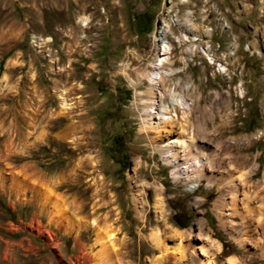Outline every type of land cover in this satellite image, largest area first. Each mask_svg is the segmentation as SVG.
I'll use <instances>...</instances> for the list:
<instances>
[{"label": "rangeland", "instance_id": "rangeland-1", "mask_svg": "<svg viewBox=\"0 0 264 264\" xmlns=\"http://www.w3.org/2000/svg\"><path fill=\"white\" fill-rule=\"evenodd\" d=\"M158 38L210 182L159 152L177 126L156 143L141 132ZM263 180L264 0H0V264L212 260L192 237L220 245L217 264L252 257L217 212L236 228L264 216Z\"/></svg>", "mask_w": 264, "mask_h": 264}, {"label": "bare ground", "instance_id": "bare-ground-1", "mask_svg": "<svg viewBox=\"0 0 264 264\" xmlns=\"http://www.w3.org/2000/svg\"><path fill=\"white\" fill-rule=\"evenodd\" d=\"M86 23H87V20L85 19L83 26H85ZM156 41L158 43L159 53L161 51V54L158 55V59H157L158 63L151 65L150 67L153 70L143 75V78L146 79L147 81L148 87L144 94L142 95L141 93L138 94L140 96L139 97L140 101L142 105L144 106L143 111L145 112V118L142 120L141 132L144 133L147 137L150 136L149 140L152 143L153 142L156 143L158 141H161L163 138H166L170 136L171 134H173L174 131H172V128H175L177 126L178 130L176 131H179V132H176V134L178 137L174 139L171 138L172 140H168L166 144L159 147L158 148L159 152L164 156L167 162L174 163L176 167L179 166V162L177 161L178 157L182 155V157H184L182 160H185V164H186L184 168L187 171H190V172L198 171L196 173L199 174L201 178H206V180L210 182L213 179V177L211 175H206V173L203 171V167L206 164V160H207L206 157L204 158V156L201 155L202 153L199 155V153L193 152L195 148L194 141H193L194 138L192 136L193 134H191V124L189 125V120H188L193 111L192 103L187 102L184 95L181 92H178V89L182 88V85H180L179 80L173 81L172 76L174 72L172 70L166 71L163 69V67H165L166 65H170L168 56L170 55L172 51L171 45L165 39L158 38ZM187 52L190 53L191 55L193 54V50L191 48L188 49ZM202 54L206 55L208 58H211L210 56L211 54L207 52L206 50H204ZM181 59L183 63L185 64L184 58H181ZM124 75L126 76V78L129 79L131 86H133L134 88L142 84L140 81L133 82L127 76V74L124 73ZM183 89L187 92L192 90V83L189 82L185 84L183 86ZM59 99L61 100V108L63 111L62 114H65L66 111L71 109V106L65 103V99L63 97L62 92L59 94ZM177 110H180V113H181L180 121L178 120V117L176 114ZM190 162L193 163L192 168H191ZM193 179L194 178H192V180L189 183L190 189L195 188V185H193L194 181L200 180L198 178H195L196 180H193ZM239 183L234 184L233 181H230L229 184L227 183L228 184L227 188L230 190L229 193H230V198H231L229 205L230 206L233 205L234 208H236L235 207L236 205L233 204V202L236 198L237 187L240 186ZM263 187H264V180L262 182V185H260V187L258 188V190ZM258 190L256 188L247 195L246 194L244 195V193L242 195L238 193L239 197H241L238 200L242 202V203L240 202L242 204L240 209H244L247 204L253 202V199L258 196L257 195ZM248 206L249 205H247V207ZM158 208L160 209L161 212L163 211L161 202L158 203ZM256 210L258 213L257 216H249V215L239 216L242 220H245V222H243V225L238 228H236V226L233 223H231V221L229 220L228 221L226 220V222H224L225 220L223 221L222 219L223 216L217 212L218 218L220 219L222 225H228V227L232 229L236 237L239 238L237 239V241L239 242L240 246L243 249L248 248L249 250L253 249L254 251L255 250L258 251L256 253H253L252 257L245 256V258L242 260H239L238 258H233V259L231 258L230 260H226L222 264H253L251 261L252 258L253 259L259 258L260 260L264 261V216H262L263 215L262 210H258V209ZM247 212H246V215L248 214ZM251 212L253 211L251 210ZM242 213H244V211ZM251 223L255 224V229L261 230L262 241L254 237V233L252 230L248 231L249 230L248 226ZM91 224H94V221H91ZM113 239H114V235H111L110 237H108L109 242L113 241ZM189 240L194 241V242L199 241L200 244L202 245V246L199 245L200 251H203L206 249L205 252H207V250L208 252L210 251L211 256H213L214 254V256L210 258L212 260H209V257H207L205 258L203 264H217V262L215 261V258H216V255L220 253V249H221L218 243L211 242L209 240L200 239L198 237H192ZM179 243L180 241L176 245V249L180 248ZM169 250H173V249H169ZM181 251L177 252L178 261L181 259L183 260L184 258L182 254L184 251L183 252ZM164 252H167L166 249L164 250Z\"/></svg>", "mask_w": 264, "mask_h": 264}]
</instances>
